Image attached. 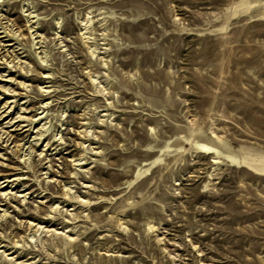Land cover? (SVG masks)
<instances>
[{"label": "rangeland", "instance_id": "rangeland-1", "mask_svg": "<svg viewBox=\"0 0 264 264\" xmlns=\"http://www.w3.org/2000/svg\"><path fill=\"white\" fill-rule=\"evenodd\" d=\"M0 264H264V0H0Z\"/></svg>", "mask_w": 264, "mask_h": 264}]
</instances>
